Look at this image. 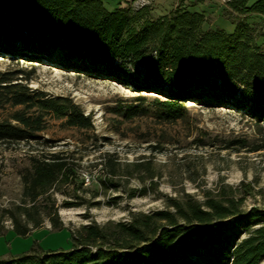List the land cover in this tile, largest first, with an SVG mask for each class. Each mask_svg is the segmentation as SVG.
I'll return each mask as SVG.
<instances>
[{
    "label": "trees",
    "instance_id": "16d2710c",
    "mask_svg": "<svg viewBox=\"0 0 264 264\" xmlns=\"http://www.w3.org/2000/svg\"><path fill=\"white\" fill-rule=\"evenodd\" d=\"M225 2L238 16L264 19V0ZM204 22L201 10L182 4L154 15L149 4L107 9L101 0H0V57L54 62L165 96L156 103L167 121L183 116L186 101L237 108L264 121V46L256 43V29L241 20H233L230 31ZM14 79L0 71V108L19 106L0 119V142L39 138L47 117L92 128L90 116L70 99L47 97ZM112 156L103 154L99 164L117 189ZM77 167L60 152L29 156L20 201L10 213L17 235L44 219L63 228L53 192L79 177ZM203 196L201 202L188 194L168 198L165 209L130 212L127 220L83 224L70 232L69 248L36 245L0 264H264V208L243 210L232 187Z\"/></svg>",
    "mask_w": 264,
    "mask_h": 264
},
{
    "label": "rangeland",
    "instance_id": "374dc122",
    "mask_svg": "<svg viewBox=\"0 0 264 264\" xmlns=\"http://www.w3.org/2000/svg\"><path fill=\"white\" fill-rule=\"evenodd\" d=\"M101 1L112 9L132 0ZM197 1L148 0L147 4L154 15L180 4L201 10L205 28L230 31L233 20L247 22L256 29V43L264 46L262 17L238 16L228 9L225 0ZM144 66V62L137 64L139 76ZM0 71H7L15 78L13 82L47 97L70 99L92 122V128L79 129L47 117L44 128L36 132L39 138L0 142V258L36 245L42 249H66L71 246L70 232L83 224L102 225L127 220L130 212L165 209L168 198L182 199L186 194L201 202L203 194L217 188L232 187L242 196L243 210L264 208V121H256L245 111L186 101L183 116L167 121L156 103L165 96L135 90L128 83L93 72L5 56L0 57ZM17 108H0V119ZM49 152H60L70 165H78L79 177L53 192L63 228L53 229L44 219L27 235H17L12 230L10 213L21 198V174L29 166L30 155ZM105 153L112 154L118 163L117 175L112 179L117 189L108 184L109 174L100 167ZM81 178L84 183L78 187ZM130 189L135 190V195L129 198ZM50 202L45 201L43 206ZM64 202L73 205L64 206Z\"/></svg>",
    "mask_w": 264,
    "mask_h": 264
},
{
    "label": "built area",
    "instance_id": "2783aa9c",
    "mask_svg": "<svg viewBox=\"0 0 264 264\" xmlns=\"http://www.w3.org/2000/svg\"><path fill=\"white\" fill-rule=\"evenodd\" d=\"M147 3H148V0H132V1L130 2V4H131L133 7L142 6V5H145V4H147ZM84 179H85V182H87L88 177L85 176Z\"/></svg>",
    "mask_w": 264,
    "mask_h": 264
}]
</instances>
